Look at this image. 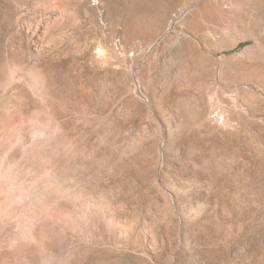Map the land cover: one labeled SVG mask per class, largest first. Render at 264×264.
Listing matches in <instances>:
<instances>
[{
	"label": "rangeland",
	"instance_id": "374dc122",
	"mask_svg": "<svg viewBox=\"0 0 264 264\" xmlns=\"http://www.w3.org/2000/svg\"><path fill=\"white\" fill-rule=\"evenodd\" d=\"M0 264H264V0H0Z\"/></svg>",
	"mask_w": 264,
	"mask_h": 264
}]
</instances>
